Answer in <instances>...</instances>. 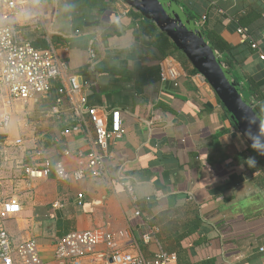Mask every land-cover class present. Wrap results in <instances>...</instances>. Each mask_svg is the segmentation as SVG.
<instances>
[{
	"label": "crops",
	"instance_id": "obj_1",
	"mask_svg": "<svg viewBox=\"0 0 264 264\" xmlns=\"http://www.w3.org/2000/svg\"><path fill=\"white\" fill-rule=\"evenodd\" d=\"M166 1L241 50L222 56L239 93L249 78L264 81V61L242 50L247 43L234 19L248 8L262 14L249 33L264 52V0ZM34 8L15 20L23 40L55 48L90 86L88 105L119 110L126 134L111 148L107 180L30 179L26 169H42L47 159L75 171L76 154L88 152L95 130L87 123L63 136V126L77 123L67 102L60 120L48 118V96L17 102L9 129L0 127V204L17 197L22 207L7 217L0 205V221L15 244L34 240L42 261L52 262L59 239L95 230L148 259L165 251L180 264H264V166L247 161L253 146L210 83L187 72L162 82L154 36L142 32L125 0H34ZM127 177L135 204L119 183ZM83 264L105 263L94 255Z\"/></svg>",
	"mask_w": 264,
	"mask_h": 264
},
{
	"label": "built area",
	"instance_id": "obj_2",
	"mask_svg": "<svg viewBox=\"0 0 264 264\" xmlns=\"http://www.w3.org/2000/svg\"><path fill=\"white\" fill-rule=\"evenodd\" d=\"M35 10L34 0H0V127L8 130L14 107L17 102L38 101L47 97L54 82L60 83L59 97L48 113V118L60 120L62 109L67 102L72 118L77 125L65 130L62 135L69 136L79 132L83 125L91 123L95 135L88 152H78L76 158L79 167L69 171L63 162H43V168L26 169L30 179H48L53 173L63 182L83 181L88 177L107 180V161L112 156L111 148L126 134L122 115L119 110H107L88 105L86 91L90 87L82 78L72 74L67 62L63 61L55 48L37 49L23 40V33L15 20L21 11ZM201 30L202 24L197 23ZM243 42L264 61V52L255 42L246 28H239ZM91 59L95 54L90 49ZM186 76L181 63L174 57H167L160 63V78L164 83L177 82ZM201 82L208 80L198 75ZM21 141H17L20 144ZM122 188L129 193L133 203L138 202L133 185L119 180ZM79 205L84 195L77 196ZM2 215L14 217L21 213L22 207L17 197H11L1 204ZM136 216L140 211L136 209ZM150 237L146 236L148 241ZM105 245L106 251L98 254L97 248ZM97 255L105 264H179L177 255L161 251L148 259L133 251L121 250L113 233H99L95 230L73 232L55 244L54 260L44 262L40 257L38 245L34 240H25L15 244L9 232L0 221V264H83L87 257Z\"/></svg>",
	"mask_w": 264,
	"mask_h": 264
},
{
	"label": "water",
	"instance_id": "obj_3",
	"mask_svg": "<svg viewBox=\"0 0 264 264\" xmlns=\"http://www.w3.org/2000/svg\"><path fill=\"white\" fill-rule=\"evenodd\" d=\"M130 7L156 23L216 91L238 129L256 147L264 160V123L234 86L225 66L205 42L196 22L173 2L166 0H125Z\"/></svg>",
	"mask_w": 264,
	"mask_h": 264
},
{
	"label": "trees",
	"instance_id": "obj_4",
	"mask_svg": "<svg viewBox=\"0 0 264 264\" xmlns=\"http://www.w3.org/2000/svg\"><path fill=\"white\" fill-rule=\"evenodd\" d=\"M137 12V11H136ZM132 12L133 17L136 18L137 21L140 22L142 32L145 35L154 36V40L152 42V47L155 48L162 55L163 61L167 57L176 58L184 68V70L188 73V75H200V73L194 68L192 63L188 60L184 53L176 46L173 40L162 30H159L158 27L149 19H147L143 14L139 12ZM186 14V11H185ZM191 17V16H190ZM234 19L241 28L250 29L251 32L254 31L255 27H252L255 23L262 19V14L253 8L246 9L241 14H235ZM249 30V32H250ZM253 30V31H252ZM156 34V35H155ZM201 34L206 43L209 44L210 48L216 53L219 61L221 63L224 62L222 58L223 55H227L233 58L235 54H240L241 50L239 48L231 46L221 34H218L215 31L209 30L206 26L201 27ZM245 50H251V47L246 44L243 48ZM230 76V75H229ZM231 79H233L230 76ZM234 83V80H233ZM238 83V82H236ZM239 86V85H238ZM264 87V81H258L255 78L247 79L245 86L241 87L240 93L242 94L244 100L254 107L255 113L264 123V96L262 93V88ZM240 89V88H239ZM60 83L54 82L52 85L51 93L48 95V101L50 106H54L57 97H52V91L59 92ZM75 121V120H74ZM77 123L73 125L63 126V130L72 129L75 127ZM250 153L256 163L262 164L264 166V160L260 157V155L253 149L250 148ZM241 160V159H240ZM254 164V165H255ZM125 182L129 181L130 178H122ZM178 258V256H177ZM179 262V260H178ZM180 264V263H179Z\"/></svg>",
	"mask_w": 264,
	"mask_h": 264
},
{
	"label": "clouds",
	"instance_id": "obj_5",
	"mask_svg": "<svg viewBox=\"0 0 264 264\" xmlns=\"http://www.w3.org/2000/svg\"><path fill=\"white\" fill-rule=\"evenodd\" d=\"M253 147L255 148L256 145L253 144ZM247 161H248L250 164H255V163H256V161H255L253 158H249Z\"/></svg>",
	"mask_w": 264,
	"mask_h": 264
},
{
	"label": "rangeland",
	"instance_id": "obj_6",
	"mask_svg": "<svg viewBox=\"0 0 264 264\" xmlns=\"http://www.w3.org/2000/svg\"><path fill=\"white\" fill-rule=\"evenodd\" d=\"M3 224V223H2Z\"/></svg>",
	"mask_w": 264,
	"mask_h": 264
}]
</instances>
